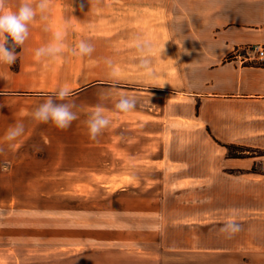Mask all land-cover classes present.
Wrapping results in <instances>:
<instances>
[{
	"label": "rangeland",
	"instance_id": "obj_1",
	"mask_svg": "<svg viewBox=\"0 0 264 264\" xmlns=\"http://www.w3.org/2000/svg\"><path fill=\"white\" fill-rule=\"evenodd\" d=\"M9 1L13 9L21 2ZM203 5L200 0H52L45 20L37 14L40 30H92L102 41L92 44L91 56L65 51L54 57L65 65L49 69L55 81L48 92L65 85L73 89L66 102L75 103L77 119L64 131L54 126L55 139L68 145L48 155L53 177L0 179V264H194L193 255L171 253L159 240L163 175L146 157L158 153L160 143L145 147L144 132H157L171 94L190 87L179 75L189 69ZM136 39L151 42L148 69L139 67ZM251 47L226 58L239 54L244 63L262 64L264 58ZM121 95L136 97L137 107L116 111ZM96 106L110 124L92 140L86 121ZM236 145L238 157H257L252 171L262 175L246 194L227 189L215 194V245L244 241L235 249L245 252V264H264V142ZM228 219L241 225L231 238L220 232Z\"/></svg>",
	"mask_w": 264,
	"mask_h": 264
},
{
	"label": "crops",
	"instance_id": "obj_2",
	"mask_svg": "<svg viewBox=\"0 0 264 264\" xmlns=\"http://www.w3.org/2000/svg\"><path fill=\"white\" fill-rule=\"evenodd\" d=\"M200 1L204 5L197 13L204 19L203 27L194 28L189 69L179 75L190 87L171 94L161 117L166 120L157 132H144L145 147L160 143L159 152L146 157L150 168L163 175L159 240L171 253L193 255L194 264H245V252L235 249L244 241L237 246L226 241L215 245L214 196L226 189L246 194L262 175L252 171L256 156H226L222 143L256 147L264 142V61L244 63L239 54L226 58L243 46L264 45V0ZM56 31L40 30L34 20L27 40L15 49L16 61L0 64V179L53 177L48 172L55 164L47 161L48 155L68 145L55 139L51 122L31 117L35 107L52 95L49 84L55 77L49 69L65 65L56 64L55 58H35L37 48L54 42ZM93 34L67 30L65 51L80 40L100 44L102 39ZM17 123L24 125L23 135L7 141L8 129Z\"/></svg>",
	"mask_w": 264,
	"mask_h": 264
},
{
	"label": "clouds",
	"instance_id": "obj_3",
	"mask_svg": "<svg viewBox=\"0 0 264 264\" xmlns=\"http://www.w3.org/2000/svg\"><path fill=\"white\" fill-rule=\"evenodd\" d=\"M52 0H21L15 10L9 7V0H0V64L10 66L17 59L15 49L22 46L29 36V25L40 14L41 20L46 19V13L51 6ZM67 35V26L63 30H58L54 34V42L41 46L35 50V58H54L65 52L63 40ZM165 43V42H164ZM133 46L137 49L139 56V67L148 69L151 64L150 53L152 49L151 42L148 40L136 39ZM180 46V45H178ZM164 45L160 49L162 53ZM73 56H91L94 51L93 45L85 40H80L71 50ZM187 53V50L184 51ZM110 64L111 61H108ZM148 75H152L151 71ZM163 87V84L159 85ZM73 94V89L67 85L61 86L46 100L40 103L31 113L32 119L40 123L51 122L55 127L66 130L74 120L77 119V113L73 111L74 102H66ZM60 101V102H57ZM136 97L121 95L114 104V109L121 113H127L137 107ZM89 138L96 140L110 124V119L104 114L101 106H96L90 113L86 121ZM24 125L17 123L9 128L5 139L14 141L24 133ZM38 151L40 149H37ZM7 170V165H4ZM241 231V225L235 219H228L221 227L220 232L231 238Z\"/></svg>",
	"mask_w": 264,
	"mask_h": 264
},
{
	"label": "built area",
	"instance_id": "obj_4",
	"mask_svg": "<svg viewBox=\"0 0 264 264\" xmlns=\"http://www.w3.org/2000/svg\"><path fill=\"white\" fill-rule=\"evenodd\" d=\"M252 51L258 54V58L263 59L264 58V45L263 44H253L252 45Z\"/></svg>",
	"mask_w": 264,
	"mask_h": 264
},
{
	"label": "trees",
	"instance_id": "obj_5",
	"mask_svg": "<svg viewBox=\"0 0 264 264\" xmlns=\"http://www.w3.org/2000/svg\"><path fill=\"white\" fill-rule=\"evenodd\" d=\"M227 148V155L230 157H238L237 154L233 152V149L237 147L238 145L233 143H222Z\"/></svg>",
	"mask_w": 264,
	"mask_h": 264
}]
</instances>
